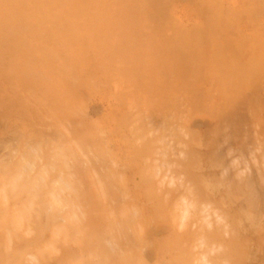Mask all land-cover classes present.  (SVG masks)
I'll return each mask as SVG.
<instances>
[{"label": "rangeland", "instance_id": "374dc122", "mask_svg": "<svg viewBox=\"0 0 264 264\" xmlns=\"http://www.w3.org/2000/svg\"><path fill=\"white\" fill-rule=\"evenodd\" d=\"M2 242L264 264V0H0Z\"/></svg>", "mask_w": 264, "mask_h": 264}, {"label": "crops", "instance_id": "0c3cea01", "mask_svg": "<svg viewBox=\"0 0 264 264\" xmlns=\"http://www.w3.org/2000/svg\"><path fill=\"white\" fill-rule=\"evenodd\" d=\"M76 241H77L76 237L72 238V240L68 243V246L64 248V249H66L65 252H63L65 256H67L68 251L73 252V254L75 255V250L78 249V246L76 245L77 244ZM4 246H5L4 242L0 243V264H5L4 260L6 257H4V254L6 255L7 253H6V250H4ZM3 250H4V254H3ZM8 264H10V263H8ZM47 264H50V262H47ZM56 264H59V263H56Z\"/></svg>", "mask_w": 264, "mask_h": 264}, {"label": "bare ground", "instance_id": "6f19581e", "mask_svg": "<svg viewBox=\"0 0 264 264\" xmlns=\"http://www.w3.org/2000/svg\"><path fill=\"white\" fill-rule=\"evenodd\" d=\"M33 122H34V121H33ZM27 124H28V123H27ZM29 124H30V123H29ZM26 126H27V125H26ZM27 129H28V128H27ZM32 129H33V128H32ZM19 130H20V129H19ZM19 130H16V131H19ZM21 131H22V130H21ZM14 133H15V131H14ZM22 135H23V134H22ZM31 135H32V134H31ZM27 136H28V135H26V136L23 135V137H21V135H20V136H18V138L21 137L20 140L22 139V140L24 141V139H26ZM27 138H28V137H27ZM46 140H47V139H46ZM17 141H19V140H17ZM29 141H30V140H29ZM39 142H40V141H39ZM41 143H42V142H41ZM48 143H49V142H48ZM52 143H53V142H52ZM52 143H51V144H52ZM18 144H19V143H18ZM14 145H15V144H14ZM27 146H28V145H27ZM9 147H10V146H9ZM12 147H13V146H12ZM31 147H32V146H31ZM15 148H16V147H15ZM25 149H27V148H25ZM18 151H19V150H18ZM11 153H12V152H11ZM14 153H16V152H14ZM93 177H94V176H93ZM96 178H97V175H96ZM100 178H101V177H100ZM91 179H92V178H91ZM94 179H95V178H94ZM92 180H93V179H92ZM99 182H100V181H99ZM99 185H102V184L100 183ZM99 188H102V187L99 186ZM100 190H101V189H100ZM89 238H90V237H89ZM88 241H89V240H88ZM87 249H88L87 252L89 253V252H90V247H87ZM95 250H96V249H95ZM93 252H99L100 254H102L101 249H99V250L97 249L96 251L93 250ZM104 264H105V263H104Z\"/></svg>", "mask_w": 264, "mask_h": 264}]
</instances>
